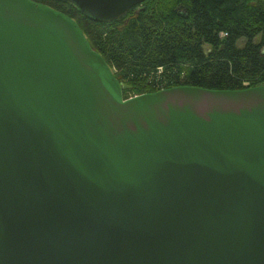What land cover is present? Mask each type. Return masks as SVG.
I'll return each mask as SVG.
<instances>
[{
  "label": "water",
  "instance_id": "1",
  "mask_svg": "<svg viewBox=\"0 0 264 264\" xmlns=\"http://www.w3.org/2000/svg\"><path fill=\"white\" fill-rule=\"evenodd\" d=\"M0 264H264V85L125 100L74 19L0 0Z\"/></svg>",
  "mask_w": 264,
  "mask_h": 264
},
{
  "label": "trees",
  "instance_id": "2",
  "mask_svg": "<svg viewBox=\"0 0 264 264\" xmlns=\"http://www.w3.org/2000/svg\"><path fill=\"white\" fill-rule=\"evenodd\" d=\"M35 1L78 23L125 98L159 87L264 85V0H148L110 23L85 17L72 3Z\"/></svg>",
  "mask_w": 264,
  "mask_h": 264
},
{
  "label": "built area",
  "instance_id": "3",
  "mask_svg": "<svg viewBox=\"0 0 264 264\" xmlns=\"http://www.w3.org/2000/svg\"><path fill=\"white\" fill-rule=\"evenodd\" d=\"M165 89H166L165 87H159V88H158L159 91H161V90H165ZM132 97H134V95L131 96L130 98H132Z\"/></svg>",
  "mask_w": 264,
  "mask_h": 264
},
{
  "label": "rangeland",
  "instance_id": "4",
  "mask_svg": "<svg viewBox=\"0 0 264 264\" xmlns=\"http://www.w3.org/2000/svg\"><path fill=\"white\" fill-rule=\"evenodd\" d=\"M41 3V2H40ZM133 96V95H130V97Z\"/></svg>",
  "mask_w": 264,
  "mask_h": 264
},
{
  "label": "flooded vegetation",
  "instance_id": "5",
  "mask_svg": "<svg viewBox=\"0 0 264 264\" xmlns=\"http://www.w3.org/2000/svg\"><path fill=\"white\" fill-rule=\"evenodd\" d=\"M35 1V0H34ZM35 2H37V1H35ZM40 3V2H39Z\"/></svg>",
  "mask_w": 264,
  "mask_h": 264
}]
</instances>
